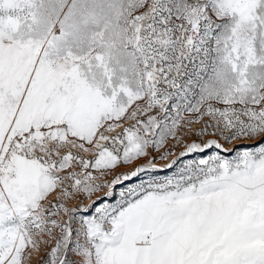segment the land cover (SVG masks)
Returning a JSON list of instances; mask_svg holds the SVG:
<instances>
[{
    "label": "snow or ice",
    "instance_id": "snow-or-ice-1",
    "mask_svg": "<svg viewBox=\"0 0 264 264\" xmlns=\"http://www.w3.org/2000/svg\"><path fill=\"white\" fill-rule=\"evenodd\" d=\"M41 252L264 264V0H0V264Z\"/></svg>",
    "mask_w": 264,
    "mask_h": 264
},
{
    "label": "rangeland",
    "instance_id": "rangeland-1",
    "mask_svg": "<svg viewBox=\"0 0 264 264\" xmlns=\"http://www.w3.org/2000/svg\"><path fill=\"white\" fill-rule=\"evenodd\" d=\"M198 127V125H197ZM247 143V142H244ZM226 148H231L233 147V145H225ZM165 148H172L175 152V155L170 156L167 160H161L159 159V156L157 153L153 152L154 156H157L156 159V163L159 166V171H157L155 173L156 177L159 179H163L165 176L171 175L173 172H175L177 169H179L180 167H182L185 163H187L189 160H198L201 157L206 158L209 154L214 153L216 150L215 149H211V150H205L202 153H195V154H189L187 156H180V152L183 150L182 147L180 145H176L174 141H172L171 139H169V141L167 142V144L165 145ZM163 151V150H162ZM226 156H230L231 153H222ZM176 160L177 163L174 165L173 168L169 169L164 167L165 165H167L168 163H170L171 161ZM146 161L144 160H140L139 163L143 164ZM126 169H120V171H124ZM138 181L133 180L130 182H126L124 185H120L117 186L116 192L117 195L119 193V191L123 188L126 187L128 184H133V183H137ZM98 195H103V193H100ZM93 199H95V197H93ZM78 201H74L73 203H77ZM86 203H91V201H86ZM71 206V205H70ZM45 251H47V249H45ZM44 255V252H41L39 254V256L33 257L32 259V264H38L39 259L41 256ZM75 258V257H74Z\"/></svg>",
    "mask_w": 264,
    "mask_h": 264
}]
</instances>
